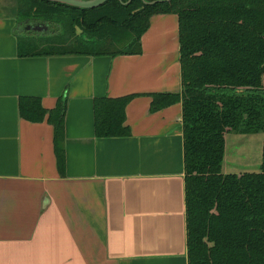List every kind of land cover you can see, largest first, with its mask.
I'll use <instances>...</instances> for the list:
<instances>
[{"label": "crops", "instance_id": "obj_1", "mask_svg": "<svg viewBox=\"0 0 264 264\" xmlns=\"http://www.w3.org/2000/svg\"><path fill=\"white\" fill-rule=\"evenodd\" d=\"M17 20L0 0V264H187L181 103L151 111L149 95L181 90L177 16L153 15L141 53L113 57H19ZM129 94L130 135L97 137L93 100ZM20 96L65 97L64 175Z\"/></svg>", "mask_w": 264, "mask_h": 264}, {"label": "trees", "instance_id": "obj_2", "mask_svg": "<svg viewBox=\"0 0 264 264\" xmlns=\"http://www.w3.org/2000/svg\"><path fill=\"white\" fill-rule=\"evenodd\" d=\"M156 14L178 23L181 90L149 95L151 111L181 103L187 264H264V0H107L94 8L17 0L18 29L50 26L39 34L15 28L17 55L140 54ZM134 96L93 100L97 137L130 135L125 107ZM65 108L64 96L51 109L39 97L18 98L21 118L52 126L60 175ZM231 132H262L258 171H222Z\"/></svg>", "mask_w": 264, "mask_h": 264}, {"label": "rangeland", "instance_id": "obj_3", "mask_svg": "<svg viewBox=\"0 0 264 264\" xmlns=\"http://www.w3.org/2000/svg\"><path fill=\"white\" fill-rule=\"evenodd\" d=\"M18 30L19 33L21 30L24 32L22 28ZM262 141V132L253 134L227 133L222 171L225 173L258 171L261 162Z\"/></svg>", "mask_w": 264, "mask_h": 264}, {"label": "water", "instance_id": "obj_4", "mask_svg": "<svg viewBox=\"0 0 264 264\" xmlns=\"http://www.w3.org/2000/svg\"><path fill=\"white\" fill-rule=\"evenodd\" d=\"M53 2L64 3L66 5L79 7V8H94L107 0H49Z\"/></svg>", "mask_w": 264, "mask_h": 264}, {"label": "flooded vegetation", "instance_id": "obj_5", "mask_svg": "<svg viewBox=\"0 0 264 264\" xmlns=\"http://www.w3.org/2000/svg\"><path fill=\"white\" fill-rule=\"evenodd\" d=\"M25 28H30L31 30H35V29H37V30H41V29L47 30V27L41 26V24H39V23L38 24L33 23V24H30V25H26Z\"/></svg>", "mask_w": 264, "mask_h": 264}]
</instances>
